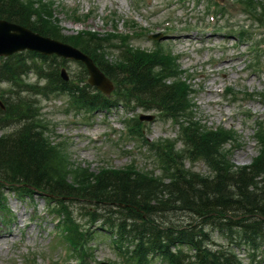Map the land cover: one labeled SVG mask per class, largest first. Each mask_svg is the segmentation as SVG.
I'll use <instances>...</instances> for the list:
<instances>
[{"label":"trees","instance_id":"16d2710c","mask_svg":"<svg viewBox=\"0 0 264 264\" xmlns=\"http://www.w3.org/2000/svg\"><path fill=\"white\" fill-rule=\"evenodd\" d=\"M36 2L0 0V17L83 49L116 82L114 97L95 95L99 107L122 102L157 109L180 124L186 149L176 150L174 142H167L168 149L158 154L163 167L161 176L132 171V166L93 172L72 162L66 151L53 145L45 126L32 112L31 100L18 99L13 104L15 110L10 107L0 115V122H23L13 133L0 136V207L6 201L5 189L40 192L57 202L59 214L68 218L65 224L69 231L78 232L65 199L83 197L95 206L88 210L93 220L105 216L128 264H150L154 255L168 264H245V259L235 253V248L242 245L250 249L251 263L260 264L256 253L258 242L264 241V124L259 123L257 133L258 155L248 166H235L230 161V150L224 148L233 131L204 129L194 120L190 99L193 89L181 80L179 66L169 51L158 47L147 52L124 41L119 46L120 54L109 62L105 58V41L109 39L96 33L62 34L60 26L53 22L52 9L45 5L39 9ZM245 3L255 11L261 6L256 0ZM261 22L264 25L263 11ZM27 53L30 58L41 57ZM26 57L20 53L5 59L0 66V81H13L22 87L25 83L20 81L21 75L31 67ZM45 59L42 58L44 63ZM50 67V80L59 90L77 94L87 106L97 103L91 96L89 100L83 89L77 91L59 81L57 66ZM185 159H203L213 174L185 168ZM101 207L103 213L97 212ZM208 226L229 240L227 246L217 247Z\"/></svg>","mask_w":264,"mask_h":264},{"label":"rangeland","instance_id":"374dc122","mask_svg":"<svg viewBox=\"0 0 264 264\" xmlns=\"http://www.w3.org/2000/svg\"><path fill=\"white\" fill-rule=\"evenodd\" d=\"M55 2L57 17L64 34L77 33L85 28L105 33L112 31L116 25L120 32H128L134 36L132 41L135 45L150 49L155 46L154 39L149 35L136 36L137 29L127 22L135 20L139 26L153 33L161 32L163 35L165 33L164 43L181 56L182 67L190 70L193 83L199 89L195 95L197 115L203 119L207 128L225 126L236 129L237 138L227 145L233 148L232 163L237 167L251 164L259 150L255 139L257 126L255 120L264 119L263 97L257 95L246 99L238 95L239 99L233 102L232 98L226 95L225 88L229 85L239 91L264 90V60L263 70L252 72L249 70L246 44L236 43L233 37H226L222 32L209 30L214 23V20L208 17L207 6L211 3L210 0H55ZM223 3L227 5L231 16L227 15L226 20L220 23L225 25L226 22L250 23L233 1L222 0L221 4ZM75 8L81 13L89 10H94V13L88 19L78 22L70 16L71 10ZM114 53V51L109 53L108 60H111ZM66 67L72 79L81 80L82 68L79 63L69 61ZM27 79L31 83L38 81L34 74ZM46 81L39 79L37 83L44 84ZM8 87L9 84H0V89L9 90ZM22 93L35 98L37 105L35 110L38 109L42 121L50 129V138L56 143L62 142L68 148L72 160L95 170L100 169L102 165L122 168L133 162L140 168L159 172V162L150 151L149 145L147 146L141 137L130 133L127 135L128 120L138 117L140 113L155 115L154 120L142 122L143 137H147L149 142L157 143L161 138H178L179 127L171 120L163 119L156 111L127 110L122 105L110 110L100 108L93 112L84 109L77 111L72 107L69 96L64 94L53 93L46 98L27 91ZM10 95L16 97L17 93L12 91ZM15 127L10 124L3 129L0 128V134L13 131ZM177 147L182 148L183 142L179 141ZM187 165L204 174L210 172L203 161L195 163L187 161ZM7 198V206L15 217L28 213L24 219L26 221L32 219L38 224L27 228L19 222L13 226L9 221L5 222L6 217L0 209V233L10 237L6 242H0V264H26L32 258L36 264H97L102 261L115 264L122 261L106 228L104 232L102 229L98 231L97 239L88 249L91 258H85L84 263L78 262L79 258L70 257L68 254L72 253L65 252L67 244L61 238V231L57 230L54 218L48 210V200L38 194L28 197L16 192L7 193ZM68 202L74 206V216L78 218L80 224L92 226L80 211L83 205L90 208L88 202L76 195ZM186 217L188 219L189 216ZM208 230L217 244L227 243L211 227ZM236 252L239 256H245L248 251L242 246L238 247ZM155 264H161L159 259L155 260Z\"/></svg>","mask_w":264,"mask_h":264},{"label":"water","instance_id":"95a60500","mask_svg":"<svg viewBox=\"0 0 264 264\" xmlns=\"http://www.w3.org/2000/svg\"><path fill=\"white\" fill-rule=\"evenodd\" d=\"M29 48L43 54H53L83 61L90 74L89 81L106 93L113 89L112 81L98 68L95 62L81 50L50 37L42 36L25 27L0 19V54H10ZM65 76V75H64ZM151 119L152 116H141ZM107 264V263H103Z\"/></svg>","mask_w":264,"mask_h":264},{"label":"bare ground","instance_id":"6f19581e","mask_svg":"<svg viewBox=\"0 0 264 264\" xmlns=\"http://www.w3.org/2000/svg\"><path fill=\"white\" fill-rule=\"evenodd\" d=\"M28 213H22V214H19L20 215V217H15V215L14 214H10V224L11 225H13V226H16V225H18V223L19 222H21V223H23L24 225H25V227H29V228H31L32 226L31 225H37L38 223H34L33 221H32V219H30L29 221H26L25 219H24V216L25 215H27ZM14 216V217H13ZM8 239H10V237L8 236V235H6V234H3V233H0V242H6ZM259 243V245H258V249L260 250V249H262L263 247H264V241H263V243L262 242H258Z\"/></svg>","mask_w":264,"mask_h":264}]
</instances>
